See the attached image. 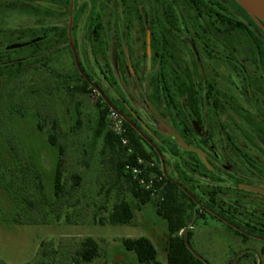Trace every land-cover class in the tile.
<instances>
[{
    "label": "rangeland",
    "instance_id": "374dc122",
    "mask_svg": "<svg viewBox=\"0 0 264 264\" xmlns=\"http://www.w3.org/2000/svg\"><path fill=\"white\" fill-rule=\"evenodd\" d=\"M39 1L0 0V53L8 45L43 41L39 48L16 49L8 54L13 62L0 65V264H74L86 238L98 243L100 254L93 263L80 264H140L136 255L123 247L124 239L140 237L148 238L158 251V259L166 262V221L153 203L140 207L127 182L113 172V156L103 139L94 137L101 96L75 91L79 70L69 44L70 27L82 71L108 102L131 122L129 109H140L158 124L145 137L161 150L164 175L180 185L181 200L190 217L183 234L192 233L189 247L193 254L206 264H264V198L243 187L242 191L226 187V181L209 172L196 154L183 149L161 126L167 125L193 145L206 146L210 138L224 160L241 171L245 170L243 155L237 148L233 150L234 144L242 151L253 145L260 156L257 146L264 148V125L247 105L249 76L241 71L258 66L248 41L234 36L232 49L225 51L228 34L208 32L201 39L199 29L201 33L195 36V14L186 0H164L176 16L186 17L189 36L166 31L162 47L159 37L147 40L139 29L138 41L125 40L121 34L126 30L128 11L131 17L138 16V0H124L126 8L116 1L113 8H82L81 0H72V8L65 9L50 8ZM140 6L146 17L163 15L160 3L155 6L141 0ZM247 16L255 24V19ZM97 24H102L98 34L103 33L105 40L94 34ZM205 26L214 29L208 19ZM143 28L146 33L149 23ZM45 30L51 31L47 38L42 36ZM186 37L197 41L199 56L185 45ZM217 39L222 50L214 43ZM162 48L164 55L173 56L165 73L169 87H164L159 77L156 60L154 67L152 64L153 53ZM252 78L256 87L263 86L258 75ZM210 83L222 92L224 113L213 108ZM190 112L199 116L203 136ZM38 124L43 127L41 132ZM55 134L65 150L60 199L53 191L56 153L48 143ZM209 162L216 165L212 158ZM122 200L132 204L135 219L130 225H112L108 216ZM245 223L250 226H242Z\"/></svg>",
    "mask_w": 264,
    "mask_h": 264
},
{
    "label": "flooded vegetation",
    "instance_id": "af4514ba",
    "mask_svg": "<svg viewBox=\"0 0 264 264\" xmlns=\"http://www.w3.org/2000/svg\"><path fill=\"white\" fill-rule=\"evenodd\" d=\"M115 1L118 4H121L123 8L125 5L124 0H91V4L87 0H81L79 1L81 4V7H87V5L92 6V8H100L103 6H108L110 8H113V5L116 4ZM192 8V11L194 12L195 16L193 17L195 19V24L197 25V33H195V36H199V29L200 31L202 30V37H204L205 33H210V35H215L219 36L218 33L221 34H228L227 35V40L229 41L226 43V48L225 51L228 49H232V41L231 38L234 36L236 37L237 35H241L244 38V43L248 41L249 45V50L250 54L253 55V57L256 59L258 62V66H250L245 69L241 68V71H243L244 74L249 76L246 80V88L249 91V97L247 99V105L249 106V109L254 112H256L257 117L260 118L262 124L264 125V108L261 107L262 103L264 102V66L261 67V64L259 63H264V23H258L255 20V24L250 22V18L247 16L248 14L246 11L235 1V0H224L225 2L219 0H186ZM40 3H47L50 8H58V9H65V8H72V0H40ZM141 0L137 1V6L135 9L139 10L137 11L138 16H130V12L125 15L124 20H127L128 22L126 23V30L122 32L125 40L127 39H133L138 41V37L136 36L137 29H139L138 33L140 34H146V39L148 40L150 37L152 38V41H157L158 37L160 38L161 47L165 46L163 43L165 39V34L166 31L170 33L176 32L178 36L185 35L189 36V31L185 27V23L187 22L186 17L180 18L179 16H176L174 9L169 5L166 4L164 0H148V3H152L153 5H157L158 3L161 4L163 8V15L159 16L158 13L155 17H146V14H144V10L142 12L141 6H140ZM223 2V3H222ZM168 3V2H167ZM125 14V13H124ZM110 15V14H109ZM109 21L111 19V16H109ZM121 19V18H120ZM123 19V18H122ZM205 19H208L210 21V26L212 25V28L208 27V29L205 26ZM102 21V20H101ZM149 23V28L147 32H144L143 25ZM161 23H164L165 26L162 27ZM104 24V21L102 22ZM102 24H97L94 27V34L98 39H104L103 38V33H101V36L98 34L101 29L99 28ZM187 24V23H186ZM132 25V27H131ZM241 25V26H239ZM136 26V27H134ZM161 26V27H160ZM138 27V28H137ZM209 30V31H208ZM212 30V31H211ZM211 31V32H210ZM117 34V33H116ZM116 34L113 39H116ZM233 35L232 37H230ZM122 36V37H123ZM119 38V36L117 37ZM211 39V38H210ZM186 42L185 45L189 47L192 51H195L194 54L199 56L197 54V41L194 38H189L186 37ZM213 40V39H212ZM214 40L215 45H218L219 49L222 50V46L220 45V41ZM218 43V44H217ZM235 51V49H234ZM233 51V52H234ZM161 52V54H160ZM160 52L155 51L152 55V64L154 67V61L157 63V67L159 68L160 72V79L164 86L169 87V79L166 76V72L168 69V63H169V58H172L173 56L170 54H163L164 48L161 49ZM220 52V51H219ZM148 60L150 59L149 56L151 54L150 51V46H148ZM194 55V56H195ZM213 56V54H211ZM200 60L197 57V63L200 64ZM170 64V63H169ZM185 68H187V65H185ZM191 69H187L189 72ZM202 73V71H201ZM257 76L260 78V81L263 82V86L261 87H256L255 82L256 79L252 78L253 76ZM253 79V80H252ZM209 88V95L212 97V102H213V108L216 112H221L224 113L226 111V105L222 102L221 100V95L222 92L217 89V86H215L214 83H210L208 85ZM109 105H111L109 102H107ZM264 104V103H263ZM120 112V111H119ZM122 116L125 118L126 122L130 121L127 119L122 112H120ZM130 116L132 118V122L135 124L137 128V132L142 136L144 139V144L145 147L153 153V151H156L158 148L154 146L150 139L146 138L145 135L149 134V132L153 133V129H157L158 124L153 122L150 119V116H148V112L144 110H136V109H129ZM189 116L194 123L195 127L197 128L198 132H201L202 136L204 135L203 133V128L200 126V123L198 121L199 116L197 114H193L192 112L189 113ZM128 123V122H127ZM163 128H165L168 132H170L165 124H161ZM184 129V132H186V129ZM172 135V133L170 132ZM223 135H225L228 139L230 138L231 135L228 132H225ZM186 137L189 136V132H186ZM186 144H188L189 147H194L200 149L206 158V161L201 158V156L195 152L188 150L191 153L196 154L200 160L203 166L209 172H211L214 176H217L219 180L226 181V187L232 189L235 188L237 190H241L240 187H243V190H252V195L253 196H259L264 198V148L258 147L261 149V154L260 156L256 153H259L258 150L253 147V145H249L245 151L240 150L235 144L232 146L233 150L241 152L243 155L244 159V164H245V170L241 171L238 168L231 166L226 160H224L223 155H221L215 145L211 143V139L208 138L206 140L207 145L204 146L203 144H197L193 145L189 143L187 140H184ZM251 142V141H250ZM226 151L228 150V147H224ZM184 149V148H183ZM230 149V147H229ZM187 150V149H185ZM213 154L211 156L210 154ZM258 160H257V158ZM213 159L214 162H216V165L213 166L212 162H209L210 159ZM208 163V164H207ZM219 165L222 169L223 172L219 170L216 166ZM228 172V174H227ZM231 174V175H230ZM220 185V184H219ZM239 188V189H238ZM242 191V190H241ZM250 194V193H249ZM215 195V193L212 194V196ZM251 196V194H250ZM264 209V205H263ZM262 218L264 219V210H263V216ZM244 227H249L250 225L248 223H245L242 225ZM261 227L263 228L264 231V222L262 223ZM191 233V232H187ZM192 234V233H191Z\"/></svg>",
    "mask_w": 264,
    "mask_h": 264
},
{
    "label": "trees",
    "instance_id": "16d2710c",
    "mask_svg": "<svg viewBox=\"0 0 264 264\" xmlns=\"http://www.w3.org/2000/svg\"><path fill=\"white\" fill-rule=\"evenodd\" d=\"M48 32L51 33V31L45 30L42 33V36L47 38V35L49 34ZM42 44L43 41L30 45L29 47L39 48ZM15 51L16 49H14L12 45H8L5 48V51H1L0 65L7 66L10 62H13L8 54ZM75 80L79 84L75 88L76 92L86 95L97 91L93 87V84L96 85V83L92 80L89 82L80 72L77 73ZM99 101L100 103L97 105L99 107V112L94 137L103 139L105 149L111 152L113 156L111 159L113 172L117 179H124L127 182L130 193L139 203L140 207L153 203L158 215L166 221L168 227L169 246L165 263L158 259V251L156 247L146 237L136 239L126 238L123 240V247L126 251L134 253L140 264H206L203 260L195 256L189 247L192 234L186 233L180 235L182 230L187 229L190 217H188L186 206L181 200L182 192L180 185L167 178L163 173L162 165H164L165 162L162 158L161 150L157 149L151 153L145 147L142 136L126 122L128 136L135 151L133 156H128L127 150L122 148L119 138L109 130L108 114L111 106L102 97L99 98ZM37 128L40 132L43 130V127L40 124L37 125ZM185 129L186 132H189L187 127H185ZM48 143L55 149L56 153V170L54 173L53 191L56 199H60L64 191L63 165L65 150L63 146L58 143L56 134L48 138ZM30 156L34 162L35 157H33L32 152H30ZM136 156H141L146 160L156 159L159 162L158 164H160V166H157V171L165 177V182L167 183L166 190L163 193V201L155 200L150 194L142 192L131 177L125 175L124 165L128 161H132ZM43 175L44 174H42V178L39 176L42 180ZM76 179L77 182H80L79 178ZM108 219L112 225H130L135 219L132 204L124 200L116 203L112 207ZM99 254L98 243L92 238H86L81 243V249L77 252V258L75 259L74 264H80L81 262L93 263L99 257Z\"/></svg>",
    "mask_w": 264,
    "mask_h": 264
},
{
    "label": "built area",
    "instance_id": "2783aa9c",
    "mask_svg": "<svg viewBox=\"0 0 264 264\" xmlns=\"http://www.w3.org/2000/svg\"><path fill=\"white\" fill-rule=\"evenodd\" d=\"M108 122L109 130L119 138L122 148L127 150V155L133 156L135 151L128 136L125 118L118 110L111 108L108 114ZM124 173L131 177L142 192L150 194L155 200H164L163 193L167 183L165 177L157 171V164L154 160H146L141 156H136L124 165ZM184 232L185 230H182L180 235H183Z\"/></svg>",
    "mask_w": 264,
    "mask_h": 264
},
{
    "label": "water",
    "instance_id": "95a60500",
    "mask_svg": "<svg viewBox=\"0 0 264 264\" xmlns=\"http://www.w3.org/2000/svg\"><path fill=\"white\" fill-rule=\"evenodd\" d=\"M250 16H252L258 23L263 22L264 23V0H235ZM69 35H70V47L72 49L73 55H74V59H75V64L79 70V72L85 76V78L91 82V80L85 75V73L82 71L81 67H80V63H79V59H78V54L76 52L75 46H74V41L73 38L71 36V27L69 29ZM41 39H36L33 41H29V42H25L23 44H19V45H14L13 48L14 49H18V48H23V47H27L30 45H33L35 43H38ZM93 84V83H92ZM93 87L97 90V92L99 93V95L106 101L108 102V100L105 98L104 93L102 92V90L95 84H93ZM112 109H115V107H113L112 105H110ZM134 129L137 130L135 124L131 121H127ZM167 127V129L172 133V135L174 136V138L176 139V141L180 144V146L184 149L187 150H191V151H195L197 152L201 158L203 160L206 161L205 155L204 153L198 149V148H194V147H189L188 144H186L184 142V140L178 136L176 133L173 132V130L168 127L167 125H165ZM208 164V163H207Z\"/></svg>",
    "mask_w": 264,
    "mask_h": 264
}]
</instances>
